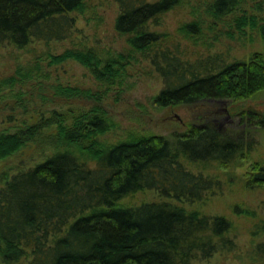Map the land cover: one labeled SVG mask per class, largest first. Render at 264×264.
<instances>
[{
	"label": "trees",
	"instance_id": "16d2710c",
	"mask_svg": "<svg viewBox=\"0 0 264 264\" xmlns=\"http://www.w3.org/2000/svg\"><path fill=\"white\" fill-rule=\"evenodd\" d=\"M102 1L0 0V47L68 43L0 79V105L12 112L0 124V264H203L236 254L231 219L193 206L225 192L224 174L245 191L264 188V163L243 178L236 173L257 149L249 133L264 117L231 110L239 129L218 124L226 113L219 104L264 92V54H197L183 42L207 45L206 27L213 32L219 24L229 35L251 28L264 42V16L247 13V0H212L204 13L194 0H112L114 31L126 44L112 50L91 45L79 27L82 18L98 31ZM191 6L193 18L174 34L152 29ZM142 61L162 79L151 100L158 109L189 106L198 116L169 137L132 129L104 141L119 129L112 109L124 98L129 70ZM72 62L96 86L52 82L43 72ZM147 192L160 200L126 203ZM251 231L264 236V220ZM246 261L264 264V240L254 242Z\"/></svg>",
	"mask_w": 264,
	"mask_h": 264
},
{
	"label": "rangeland",
	"instance_id": "374dc122",
	"mask_svg": "<svg viewBox=\"0 0 264 264\" xmlns=\"http://www.w3.org/2000/svg\"><path fill=\"white\" fill-rule=\"evenodd\" d=\"M209 1L212 0H194L192 6H195L198 11L200 10V12L204 13V6ZM102 3L103 6L99 7L102 23L99 29H97L98 31H95L94 24H87L82 18L79 19V27L83 29V36L89 37L91 45L121 50L126 45L125 40L120 38L114 31V22L118 15V8L112 0H103ZM192 6L188 10L169 12L161 20V24L153 26L152 29L158 32L174 34L181 22L190 21L193 18V13H190L192 12ZM244 8L249 14L257 13L260 16H264V0H247ZM227 30L228 28L222 24H219L216 31L213 32H211V29L208 31L206 27L204 34L207 37L205 40L207 45L201 42L195 44L194 42L184 41L183 46L188 48V51L191 53H224L236 59H248L254 52L264 54V42L257 31L247 28L245 29V33L231 31L232 35H229ZM67 44L51 43L50 49L47 48L46 50V46L40 43L34 50L29 49L30 51L17 50L7 45L0 47V79L12 75L18 64L24 63L23 65L29 66L32 62H37L45 50H50V52L56 54L62 53L64 48L68 46ZM43 72L49 73L52 82L56 81V83L81 87L96 86L88 71L77 63L72 62L57 68L45 67ZM128 82L122 102L119 106L111 108L119 129L104 135L102 140L114 143L124 138V131L132 129L141 133L169 137L175 132L186 131L188 126L195 122L198 116L196 108L178 106L158 109L151 102L152 98L162 89L163 82L161 77L151 69L148 62L135 63L129 70ZM207 107L213 108L215 105L210 103ZM9 109H11L10 105H0V124L4 121L3 116L6 117L12 114ZM218 109L221 113L226 112L218 120L219 126L235 123L232 124V127L239 129L236 120L231 115V110L236 112H240L243 109L253 110L258 115L264 117V92L246 102L238 104L225 102L219 104ZM14 114L18 115V112ZM46 116H48L47 113ZM249 135L256 140L257 149L251 154V159L242 168L237 170L236 173L242 178L252 171L251 169L256 163L259 161L264 163V125L251 129ZM221 178L225 181V192L207 199L203 204L194 205L193 208L205 214L221 215L231 219L237 235L236 239L239 249L236 254L216 256L203 264H246V255L251 252L254 242L257 243L264 240V236L258 237L252 235L251 231L255 228L257 222L264 220V188H254L245 191L240 186V182L239 186L231 185L228 180V174L222 175ZM242 180L240 181L242 182ZM159 200V197L155 193L147 192L137 195L134 199L127 200L126 203L139 205L143 202ZM237 207L243 211L246 210L245 213L249 211L251 215H248V213H235L234 209ZM188 208L191 209V207Z\"/></svg>",
	"mask_w": 264,
	"mask_h": 264
}]
</instances>
